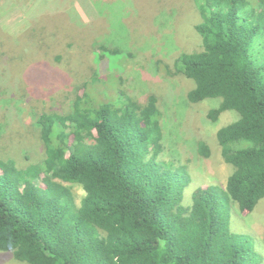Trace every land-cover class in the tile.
<instances>
[{"label": "trees", "instance_id": "16d2710c", "mask_svg": "<svg viewBox=\"0 0 264 264\" xmlns=\"http://www.w3.org/2000/svg\"><path fill=\"white\" fill-rule=\"evenodd\" d=\"M193 4L201 19L194 29L202 51L180 52L172 64L158 59L155 65L165 80L194 84L187 102H218L198 111L207 120L229 114L236 120L217 131L216 143L202 136L204 124L196 138L188 129L190 139L163 160L158 98L148 95L141 104L121 80L105 100L88 93V82L75 86L67 112L63 104L52 110L35 104L27 131L37 133L38 155L25 147L22 164L15 156L17 143L9 145L11 152L0 151L4 256L11 253L12 260L27 264H262L254 237L234 232L231 219L249 216L264 199V0ZM1 31L0 62L13 60ZM106 56L97 61L107 63ZM151 57L148 53L144 61ZM167 96L168 104L175 100ZM208 143L217 144L232 173L225 187H198L191 204H184L190 161L193 154L209 158ZM75 187L84 192L78 204ZM261 239L264 248V235Z\"/></svg>", "mask_w": 264, "mask_h": 264}, {"label": "rangeland", "instance_id": "374dc122", "mask_svg": "<svg viewBox=\"0 0 264 264\" xmlns=\"http://www.w3.org/2000/svg\"><path fill=\"white\" fill-rule=\"evenodd\" d=\"M199 16L193 0H0V29L8 37L4 38L5 45L13 56V60L0 62V151L11 152L9 145L17 143L15 156L22 164L25 147L38 155L34 143L37 133L27 131L33 119L30 109L44 105L52 110L63 104L61 110L67 112L71 107L69 99L78 92L75 86L84 82L89 84L88 93L105 100V96L115 95L116 80H121L123 88L136 95L141 104L148 95L158 98L163 113V160L173 158L170 153L174 147L190 139L188 129L196 138L197 127L201 130L203 124L204 139L216 143L217 131L234 122L235 115L210 122L206 114L198 111L215 108L218 102H187V92L194 84L185 80L183 86L179 84L181 80H165L155 65L158 59L172 64L180 52L202 51L201 39L194 29L201 21ZM40 35L42 39L38 41ZM164 45L175 51H168ZM99 46L105 49L100 51ZM165 49L163 54L168 55L161 57ZM115 50L124 55H115ZM148 53L152 57L146 63L144 56ZM104 54L108 62L97 61ZM158 54L160 57L155 59ZM57 56H61V62ZM167 94L175 98L170 104ZM37 103L40 105L34 106ZM190 111L199 119L191 118ZM194 138L188 142L190 148ZM215 143L212 147L208 143L212 154L207 159L192 153V181L184 191V204H191L192 192L198 187H225L232 167L224 163ZM75 191L79 203L84 192L79 187ZM231 226L232 230L254 237L264 264L260 243L264 235V199L249 216L232 214ZM11 256L0 252V264H26Z\"/></svg>", "mask_w": 264, "mask_h": 264}, {"label": "clouds", "instance_id": "9594fccd", "mask_svg": "<svg viewBox=\"0 0 264 264\" xmlns=\"http://www.w3.org/2000/svg\"><path fill=\"white\" fill-rule=\"evenodd\" d=\"M99 74H100V73H99ZM160 76H161V74H160ZM121 79H122V78H121ZM122 80H123V79H122ZM158 85H160V84H158ZM183 86H185V85H183ZM124 88H125V87H124ZM146 88H148V87L146 86ZM125 89H126V88H125ZM126 91L129 92L128 89H126ZM105 97H106V96H105ZM209 100H211V99L204 100V101H209ZM202 102H203V101H202ZM199 103H201V102H199ZM199 103H197V104H193V105H198ZM191 112H192V111H190V113H191ZM194 118H195L196 120L199 119V117H196V116H194ZM206 118H207V117H206ZM219 119H220V118H219ZM219 119H218V120H219ZM218 120H217V121H218ZM217 121H216V122H217ZM210 122H211V121H210ZM225 126H226V125H225ZM79 188H80V187H79ZM74 190H75V188H74ZM75 192H76V191H75ZM76 196H77V194H76ZM76 202H77V198H76ZM77 204H78V203H77ZM10 254H11V253H10ZM11 255H12V254H11ZM26 264H27V263H26Z\"/></svg>", "mask_w": 264, "mask_h": 264}]
</instances>
